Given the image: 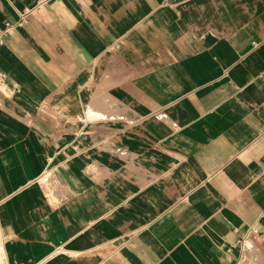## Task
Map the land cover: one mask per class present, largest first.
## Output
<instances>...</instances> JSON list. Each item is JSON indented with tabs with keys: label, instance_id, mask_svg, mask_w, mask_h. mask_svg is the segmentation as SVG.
Instances as JSON below:
<instances>
[{
	"label": "crops",
	"instance_id": "crops-1",
	"mask_svg": "<svg viewBox=\"0 0 264 264\" xmlns=\"http://www.w3.org/2000/svg\"><path fill=\"white\" fill-rule=\"evenodd\" d=\"M0 264H264V0H0Z\"/></svg>",
	"mask_w": 264,
	"mask_h": 264
}]
</instances>
